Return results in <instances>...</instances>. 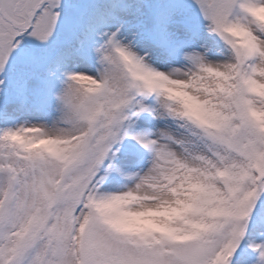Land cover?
Returning a JSON list of instances; mask_svg holds the SVG:
<instances>
[{"label":"snow or ice","instance_id":"6c2138e0","mask_svg":"<svg viewBox=\"0 0 264 264\" xmlns=\"http://www.w3.org/2000/svg\"><path fill=\"white\" fill-rule=\"evenodd\" d=\"M0 264H264V0H0Z\"/></svg>","mask_w":264,"mask_h":264}]
</instances>
